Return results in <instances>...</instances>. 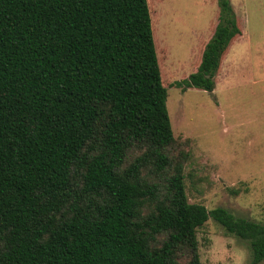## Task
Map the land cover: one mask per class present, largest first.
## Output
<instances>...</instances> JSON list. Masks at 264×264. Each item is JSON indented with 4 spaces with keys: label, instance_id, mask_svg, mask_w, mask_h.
Returning a JSON list of instances; mask_svg holds the SVG:
<instances>
[{
    "label": "trees",
    "instance_id": "1",
    "mask_svg": "<svg viewBox=\"0 0 264 264\" xmlns=\"http://www.w3.org/2000/svg\"><path fill=\"white\" fill-rule=\"evenodd\" d=\"M194 73L241 35L230 0ZM147 0H0V264H200L209 218L264 261V225L187 200Z\"/></svg>",
    "mask_w": 264,
    "mask_h": 264
},
{
    "label": "rangeland",
    "instance_id": "2",
    "mask_svg": "<svg viewBox=\"0 0 264 264\" xmlns=\"http://www.w3.org/2000/svg\"><path fill=\"white\" fill-rule=\"evenodd\" d=\"M147 3L173 135L188 141V202L264 225V0H230L241 35L223 55L212 93L175 84L197 69L218 23L217 0ZM196 240L200 264H252L249 242L212 218Z\"/></svg>",
    "mask_w": 264,
    "mask_h": 264
}]
</instances>
